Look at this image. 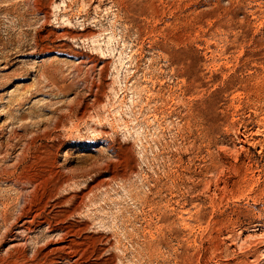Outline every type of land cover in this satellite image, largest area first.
I'll use <instances>...</instances> for the list:
<instances>
[{
    "label": "rangeland",
    "instance_id": "obj_1",
    "mask_svg": "<svg viewBox=\"0 0 264 264\" xmlns=\"http://www.w3.org/2000/svg\"><path fill=\"white\" fill-rule=\"evenodd\" d=\"M0 264H264V0H0Z\"/></svg>",
    "mask_w": 264,
    "mask_h": 264
}]
</instances>
